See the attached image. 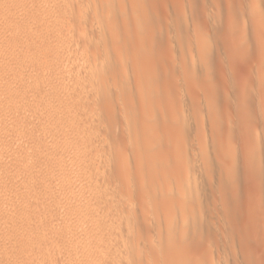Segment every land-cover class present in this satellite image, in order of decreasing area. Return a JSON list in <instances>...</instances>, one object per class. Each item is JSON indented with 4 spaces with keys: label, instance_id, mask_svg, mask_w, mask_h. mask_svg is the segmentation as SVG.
<instances>
[{
    "label": "rangeland",
    "instance_id": "1",
    "mask_svg": "<svg viewBox=\"0 0 264 264\" xmlns=\"http://www.w3.org/2000/svg\"><path fill=\"white\" fill-rule=\"evenodd\" d=\"M11 1L12 0L0 1V4L2 2V4H6L5 6L2 4L0 5V16H3L2 18L0 17V24L2 25V23L4 22V28L1 29L2 32L0 30V39L2 40V42L4 41L3 43L5 44V46H3L2 44V47H5L2 50L7 55L9 52L14 51L9 53V55L12 54L13 56V54L15 53L14 55L16 56L15 58L17 60L21 57L18 61L20 62L22 60L20 62L22 63L21 65H23L24 63V67L26 68L27 66V68H24V71H22V73L20 72L17 75L15 74L13 79H10L9 76L12 75L10 72L11 67L9 66V70L7 69L8 66H6L7 68H5V65L0 62V264H264V20L262 19V15L264 14V0H216L217 3H215V0H187V2L186 0H140V2L139 0H125L127 3L124 0V2L121 0L123 3L121 2L122 4H120V6H117L116 4L112 5L113 3H115L113 2L112 4H107V6L104 7L102 5H105L106 3H101V7L94 6L93 4L90 7L89 5L87 7H82V9L85 8V11L87 10L83 15L84 17L80 14L78 7L75 6V9H78L76 11L81 15L82 18L80 17V15L79 17L78 15H74L78 13L73 14L75 17L71 16L72 14H69V11L70 13H73V11L70 10V6L66 9V13L68 14L65 15L66 17H63V21H68H64L62 23V21L60 20L62 18V12H60L59 14L61 15V18H57L62 24H56V22H58L57 20L56 22H51V20H55L54 17L51 20H48L46 17H43L41 19L38 18V14L36 15V13L32 11L31 4H28L29 6L26 5V8H24L22 5L23 2L20 3L17 0H14L12 2ZM90 1L94 2V0ZM117 3H120V0ZM141 3L144 6H141ZM149 4L151 5L149 6ZM152 4L154 6H152ZM110 5L112 6L109 7ZM21 7L24 8L22 9L23 11H20L21 9L19 8ZM96 7L98 9H102L103 7V10H99V12ZM205 7L207 8L205 9ZM104 8H106L105 12ZM130 8L132 9V11ZM152 8H155V10H153ZM71 9H74V7ZM95 9H97V11ZM17 11L19 12L17 13ZM95 11L102 14L94 13ZM126 11H128V13ZM90 13L95 14V16L93 14L91 15ZM125 13L127 16H123L125 15ZM143 13L145 14V16H143ZM51 14L52 13H50V16L54 15ZM96 14L98 15V17L96 16ZM69 15L71 18L69 17ZM33 16H37V21L35 20L36 23L35 21H32V19H36ZM85 16L87 17V19ZM183 16L186 17L184 18ZM22 17L25 19H23ZM110 17H112V19ZM95 20L97 21L95 22ZM108 21L111 24L108 23ZM115 21L119 24H117ZM21 22H23L24 25ZM183 24L186 26H184ZM32 26L35 27L32 28ZM38 26L40 28H38ZM50 27H52V29ZM84 28L86 30H84ZM56 29H58L61 34L59 31H55ZM117 29L118 31H116ZM176 33L178 34L176 35ZM1 34L4 36V38L6 37V39L7 36L10 35L9 37L11 39L8 37L10 41L8 39H4ZM35 34L37 36L39 35L40 37H37ZM183 34H185V36ZM210 35L212 37H210ZM40 38L42 39L40 40ZM85 38H87L88 40ZM60 39H63L64 42L63 40L61 42ZM81 40L83 41V45L81 44ZM6 41H9L11 46L9 45V42H7V45ZM11 42H14V44H12ZM168 42L172 43L167 44ZM20 43H23V45H21ZM69 44H71L72 47ZM186 44L188 46H186ZM34 45L35 49L39 51H36L35 49L33 50ZM101 45L103 46V48ZM134 46L137 47V50ZM6 47L9 51H7ZM58 47L59 51H63L62 53H64V55L68 51L66 55L69 56H65L66 59L64 57L62 59L63 55L59 51L55 52L57 51L56 49H58ZM60 47H63L64 50H60ZM118 47L119 49L121 48L120 51L118 50ZM154 49L157 51H155ZM71 50L72 52H74L69 53V51ZM82 50L84 51V53ZM95 50H99L97 54V51L94 52ZM113 50L118 53L116 54ZM178 50H180L179 54L181 55L178 54ZM187 51H190L191 54ZM20 52H23V54ZM103 53L105 57L104 55H102ZM163 53H165V55ZM182 53H184V55ZM21 54L23 55V57ZM89 54L91 55L90 57L87 56ZM98 54H101L100 56L104 58H100ZM42 55L43 57H41ZM93 55H98L99 57H95L100 60H96L97 64L94 63V65H98V63H101L104 59V61L107 62L105 66L109 68L114 67V69L112 68L113 70H110L106 67H104V69L93 67L94 69H96L94 70L93 68L90 69L89 66L87 68V65L89 64L85 63L83 64V67L80 66L81 69L76 66L78 63H76L75 61H78V59L80 61L81 57L82 59L86 57L85 61L87 60V63L89 62L90 58L91 64L93 61L91 57ZM75 56H78V59ZM42 58H45L44 61ZM148 58L150 63L146 64L150 67L147 69V65L145 64V62L148 61ZM160 58L162 59V61ZM184 58H188V61ZM108 59L110 62L108 61ZM117 59H120V61L118 60L119 62H117ZM62 61L63 63H65V65L62 63ZM28 62L30 63V65ZM70 62L72 63V66L74 62L76 63L75 69L69 65L71 64ZM115 62H117L118 64ZM80 63H83V61H80ZM6 65H8V62ZM79 65L80 64H78V66ZM118 65H120V67H118ZM140 65L142 67H145L142 68ZM186 65H188L189 67H187ZM59 67L61 68L59 69ZM84 67H86V69ZM77 68L80 70H78ZM82 68L85 69V72L88 71V73L84 72L83 75L84 69L82 70ZM31 69L33 70V72ZM166 69L168 70V72ZM79 71L82 74H78L84 76L82 77L81 82V76L78 77L79 75L77 74V72ZM91 71H94L95 73H91ZM193 71L194 73H192ZM103 73H105L106 75H104ZM75 74L78 75L76 78ZM94 74L96 79H98V83L95 80L97 85H94L95 87L91 88L89 86H93V82L95 83V81L93 80V78L95 79V77H93ZM122 74L123 76L125 74V78L122 76ZM85 75H88L89 78H85ZM196 75L198 76V78L196 77ZM69 76L70 78H72L73 76L72 81L70 80ZM104 76L106 78H104ZM6 77L7 79L9 77V79L7 80ZM14 78H16L17 80H14ZM59 78L62 79L60 80ZM83 78L87 81L89 79L93 81L91 85H89L88 87L86 86V89L88 90L89 88L90 90L87 91L85 90V88H83L85 92L82 93L83 90L79 92V89L77 93H79L80 95L82 93L83 95H81V98L77 97L79 94H74L75 96L73 95L74 97L72 98H74V101H72V103L74 102V104L70 102L69 104H67V109H65L66 111H63L65 113H67L68 111V116L64 120H60L58 118L60 112L58 111L62 112V108L64 107L63 102L70 98L69 90H71L72 92V89H65V87L67 86L66 81H74V84H76L75 82L78 81L80 82V86H85L84 84H86V82L84 81L83 83ZM104 79L106 82L104 81ZM100 80L103 82V84H101L102 82ZM216 80L217 82L219 81V83H217ZM55 81H57V83ZM196 81L199 82L197 83ZM71 82H68V84H71ZM82 83L83 85H81ZM122 83H125V85ZM144 83L146 86L144 85ZM15 84L16 86H14ZM59 84L61 85V87L59 86ZM63 85L66 86L64 87ZM195 86H198V89ZM221 86H223L224 90ZM193 87L195 88L193 89ZM93 88L96 89L94 90ZM99 88L100 91H98ZM187 89H190V91ZM196 89L198 90V92H200L196 93ZM93 93H95V96L93 95ZM116 93L119 95H116ZM186 93H188V95H186ZM84 94H86V97ZM179 94L180 99L182 100L178 99ZM193 94H198L199 96L197 95V98H195L196 95ZM88 95H90L89 98ZM96 95H98L99 98H97ZM83 97L85 98V100ZM190 97L191 100H189ZM75 100H77L78 102H75ZM198 100L199 102H197ZM90 101L91 103H89ZM167 101L169 103H166ZM180 101L183 106L181 105ZM231 101H233L234 103ZM83 103H85V105ZM86 103H88L89 105H86ZM71 104L72 106H68ZM111 105L116 109H114V107H112ZM204 105L206 106V108H204ZM87 107L89 110L87 109ZM137 107L139 108L137 109ZM177 108L179 109L177 110ZM107 109L108 111H106ZM118 109L120 110L118 111ZM87 110L89 113H87ZM95 110L97 113L95 112ZM56 111L59 115H55ZM104 112L106 114H104ZM187 112L191 116H188ZM113 113L116 115H114ZM123 113H125V115ZM148 113L150 114L148 115ZM120 114L122 118L121 116H119ZM193 116L194 118H192ZM78 117L82 119L81 120L79 118L80 123ZM142 117L144 118L143 120ZM165 117L167 118L165 119ZM207 117H209V121L206 120L208 119ZM196 118L197 120L199 119V122L196 120ZM94 119H96V121ZM102 119H104V121ZM187 119L190 121H188ZM112 122L115 125L117 124V127L113 126ZM89 124H91L92 128H88V126H90ZM59 126L62 128H60ZM98 126L101 127L98 129ZM142 129H144V131ZM202 132L205 133L202 134ZM55 133H61L62 136L59 135V137ZM70 136L71 138H69ZM198 136L201 140L197 138ZM57 137H59V139ZM65 137H67V141H65ZM75 137H77V139ZM112 137L113 139H111ZM188 138L190 139V141ZM62 140L65 141V143H68V145L71 140H74L76 144L74 142L73 143L76 146L73 147V150L75 148L78 151L77 147L80 148L79 151H81V148L82 150H85L84 146H86V148H89V153L87 154L88 156L83 166L78 165L73 168L63 166L61 168H57L59 166H56L57 162L55 161L63 157L60 152L63 150L62 146L64 142ZM205 142L207 144H204V146L203 143ZM61 143L62 146H60ZM83 143L85 144L83 145ZM30 145H32V149L30 148ZM38 146L41 149H38ZM29 150L30 152H28ZM76 150H74V153H77ZM90 151L92 153H90ZM59 153L61 155H59ZM164 153L168 154L167 157ZM53 155L56 158L53 157ZM159 155H161V157H159ZM163 157L166 158L164 159ZM195 157H197V160ZM191 160L192 162H190ZM52 163L56 167L53 166ZM174 163L175 165H173ZM180 168L182 170H180ZM161 171H163V173ZM157 173L160 175H157ZM199 173L201 176H198ZM236 175H238L237 178ZM121 176L125 177L122 178ZM123 179H126V181ZM119 181L122 183H120ZM168 183L170 184V186ZM130 184L133 185V188ZM118 185H121L122 187ZM126 187L129 188L124 190V188ZM164 188L166 191H164ZM175 188L176 191H174ZM89 189L91 191L93 190L94 193L90 194ZM95 190L97 191V193ZM155 191L157 192V194ZM178 192H180V194ZM146 193H148V196L146 195ZM141 200H143L145 203H141ZM145 204L147 205V207ZM186 205L187 207H189L186 208ZM93 206L94 208H96L95 211H91L89 214H85L86 212L84 211H86V209L88 211V209L90 207L93 208ZM116 207L117 209H115ZM118 207L120 208L118 209ZM121 208L123 210H120ZM146 209L147 211H145ZM148 209L150 210L148 211ZM169 209L171 211H168ZM116 210L118 211L116 212ZM143 212L149 220L145 218ZM112 213H114L115 215H113ZM163 213H166L167 215ZM90 214L91 216H94V218H92ZM150 215L154 216H151L150 218ZM192 215L195 217H193ZM87 216L89 219H92L87 220ZM115 216L118 219H116ZM143 217L145 221L146 219L148 220L146 221V223L151 220L150 223L147 224V227L146 225H144L145 221ZM191 218L192 220H194L192 221ZM97 219H100V222L103 221V223H100L102 225L98 224L96 227L98 228V226H100L101 232L99 234L96 233L99 232V228L98 231L93 230V226L96 224ZM91 220H93V222L95 220L94 225L92 224ZM115 220L117 221V223ZM104 222L106 225L104 224ZM164 225L166 227H164ZM158 226H162V228H159ZM102 228L105 230H103ZM130 228L131 231L129 230ZM107 230L109 231L107 232ZM113 231L115 236L113 235ZM129 232H131L132 234ZM96 234L99 238H96ZM206 236L207 238H205ZM91 237L92 239L95 237L97 239V241L95 240L96 242H98L101 237V242L99 241L103 245L101 256L90 252L94 250L93 245H89L90 242L93 243ZM102 237H105L104 242L102 241ZM208 241L211 242L209 243ZM180 251L182 252V254ZM191 254L193 255L191 256ZM205 254L208 255L206 256ZM197 255L200 257V259ZM181 256L183 257L181 258ZM166 258H168V260ZM193 258L195 260H193ZM209 261L210 263H208Z\"/></svg>",
    "mask_w": 264,
    "mask_h": 264
},
{
    "label": "bare ground",
    "instance_id": "2",
    "mask_svg": "<svg viewBox=\"0 0 264 264\" xmlns=\"http://www.w3.org/2000/svg\"><path fill=\"white\" fill-rule=\"evenodd\" d=\"M0 1H1V0H0ZM12 1H14V0H12ZM12 1H11V2H12ZM17 1H19L20 3L23 2L22 5H23L24 8H26V5L29 6V5L31 4V5H32V11H34V12L36 13V15L38 14L37 16H38V18H40V19L43 18V17H46L48 20H51V19H53V17H54L55 20L53 19V21L51 20V22H56V20H57V21H58V22H56V24H57V23H60V20L62 21V23H63L64 21H68V20H64V21H63V17H66L65 15L68 14V13H66V9L69 8L70 6H71V8L74 7V9H75V6H77L78 9H79L80 14L83 16L84 13H86L87 10L85 11V8L82 9V7H85V6L87 7L88 5H89V7H90V6H92V4H93L94 6L101 7V5H102L101 3H106L105 5H102V6L104 7V6H107V4H108V5H109V4H112L113 2H115V3H113L112 5H115V4H116L117 6H120V4H122L125 0H124V1L122 0L123 2L120 0V3H117V2H119V0H118V1H117V0H111V1H110V0H94V2H93V1H90V0H21V1H20V0H17ZM126 1H127V0H126ZM126 1H125V2H126ZM137 1H138V0H137ZM175 1H176V0H175ZM178 1H179V0H178ZM193 1H194V0H193ZM121 2H122V3H121ZM139 2H140V0H139ZM142 2H143V1H142ZM158 2H159V1H158ZM166 2H167V1H166ZM173 2H174V1H173ZM181 2H182V1H181ZM186 2H187V0H186ZM190 2H191V1H190ZM190 2H189V3H190ZM202 2H203V1H202ZM258 2H259V1H258ZM263 2H264V1H263ZM2 3H3V2H2ZM2 3H1V4H2ZM4 3H5V2H4ZM9 3H10V1H9ZM13 3H14V2H13ZM126 3H127V2H126ZM133 3H134V2H133ZM136 3H137V2H136ZM146 3H147V2H146ZM159 3H160V2H159ZM159 3H158V4H159ZM177 3H178V2H177ZM215 3H217L216 0H215ZM1 4H0V5H1ZM28 4H29V5H28ZM129 4H130V3H129ZM129 4H128V5H129ZM175 4H176V3H175ZM175 4H173V5H175ZM2 5L5 6L6 4H2ZM7 5H8V3H7ZM112 5H110L109 7H111ZM150 5H151V4H149V6H150ZM159 5H160V4H159ZM185 5H186V4H185ZM190 5H191V4H190ZM193 5H194V4H193ZM204 5H206V4H204ZM210 5H211V3H210ZM260 5H261V4H260ZM20 6H21V5H20ZM94 6H93V7H94ZM123 6H124V5H123ZM141 6H144V5L141 3ZM152 6H154V5L152 4ZM163 6H164V4H163ZM207 6H208V5H207ZM2 7H3V6H2ZM80 7H81V8H80ZM97 7H96V8H97ZM103 7H102V9H101V8H99V9L97 8L98 11H99V10L102 11V10H103ZM129 7H131V6H129ZM177 7H178V6H177ZM185 7H186V6H185ZM212 7H213V6H212ZM226 7H227V6H226ZM231 7H232V6H231ZM24 8L21 7V8H19V9H21L20 11H23L22 9H24ZM29 8H30V7H29ZM71 8H70V10L73 11V13H70V11H69V14H72L71 16L78 15V17H79L80 14L76 11V10H78V9H75V12H74V9H71ZM118 8H121V7H118ZM118 8H117V9H118ZM156 8H157V7H156ZM166 8H167V7H166ZM168 8H169V7H168ZM190 8H191V7H190ZM206 8H207V7H205V9H206ZM209 8H210V7H209ZM209 8H208V9H209ZM224 8H225V6H224ZM229 8H230V7H229ZM234 8H235V7H234ZM243 8H244V7H243ZM263 8H264V7H263ZM7 9H8V8H7ZM11 9H12V8H11ZM11 9H10V10H11ZM27 9H28V8H27ZM97 9H95V10L97 11ZM105 9H106V8H104V12H105ZM127 9H128V8H127ZM130 9H131V8H130ZM152 9H153V8H152ZM163 9H164V8H163ZM258 9H259V8H258ZM0 10H1V7H0ZM15 10H16V9H15ZM68 10H69V9H68ZM124 10H125V9H124ZM148 10H149V9H148ZM150 10H151V9H150ZM153 10H155V8H154ZM178 10H181V9H178ZM194 10H195V9H194ZM202 10H203V9H202ZM232 10H233V9H232ZM240 10H241V9H240ZM261 10H262V9H261ZM30 11H31V10H30ZM96 11H95L94 13H97ZM131 11H132V9H131ZM164 11H165V10H164ZM164 11H163V12H164ZM199 11H200V10H199ZM242 11H243V10H242ZM4 12H5V11H4ZM18 12H19V11H17V13H18ZM60 12H62V14H61V15H62V18H61V15H59ZM90 12H91V11H90ZM99 12H100V11H99ZM122 12H123V11H122ZM126 12L128 13V11H126ZM142 12H143V11H142ZM183 12H184V11H183ZM201 12H202V11H201ZM215 12H216V11H215ZM230 12H231V11H230ZM256 12H257V11H256ZM260 12H261V11H260ZM13 13H14V12H13ZM21 13H22V12H21ZM31 13H32V12H31ZM50 13H52L51 15L54 14L55 16H54V15H53V16H50ZM64 13H65V14H64ZM74 13H78V14H74ZM110 13H111V12H110ZM115 13H116V12H115ZM123 13H124V12H123ZM123 13H122V14H123ZM131 13H132V12H131ZM150 13H151V12H150ZM155 13H156V12H155ZM261 13H262V12H261ZM261 13H260V14H261ZM39 14H40V16H39ZM63 14H64V15H63ZM73 14H74V15H73ZM90 14H91V13H90ZM92 14H93V13H92ZM92 14H91V15H92ZM97 14H102V13H97ZM97 14H96V16L98 17ZM143 14H144V13H143ZM162 14H163V13H162ZM171 14H172V13H171ZM182 14H183V13H182ZM225 14H226V13H225ZM229 14H230V13H229ZM262 14H263V13H262ZM4 15H5V14H4ZM34 15H35V14H34ZM48 15H49V16H48ZM81 15H80V17H81ZM88 15H89V13H88ZM93 15L95 16V14H93ZM132 15H133V14H132ZM157 15H158V14H157ZM172 15H173V14H172ZM186 15H187V14H186ZM196 15H197V14H196ZM226 15H227V14H226ZM247 15H249V14H247ZM247 15H246V16H247ZM263 15H264V14H263ZM263 15H262V19L264 20ZM5 16H6V15H5ZM37 16H36V17L33 16V17L36 18V19H32V17H31L32 21H35V20L37 21ZM94 16H93V17H94ZM110 16H111V15H110ZM123 16H127L126 13H125V15H123ZM130 16H131V15H130ZM143 16H145V14H144ZM208 16H209V15H208ZM244 16H245V15H244ZM0 17L2 18L3 16L1 15ZM58 17H59V19H60V18H61V19H60V20L57 19ZM69 17H70V15H69ZM74 17H75V16H74ZM83 17H84V16H83ZM85 17H86V16H85ZM99 17H100V16H99ZM103 17H104V16H103ZM148 17H149V16H148ZM165 17H166V16H165ZM170 17H171V16H170ZM178 17H179V16H178ZM183 17H184V16H183ZM185 17H186V16H185ZM185 17H184V18H185ZM210 17H211V16H210ZM226 17H227V16H226ZM1 18H0V22H1ZM17 18H18V17H17ZM22 18H23V17H22ZM67 18H68V17H67ZM70 18H71V17H70ZM81 18H82V17H81ZM110 18L112 19V17H110ZM121 18H122V17H121ZM121 18H120V19H121ZM139 18H140V17H139ZM155 18H156V16H155ZM166 18H168V17H166ZM175 18H176V17H175ZM187 18H188V17H187ZM215 18H216V17H215ZM227 18H228V17H227ZM246 18H247V17H246ZM249 18H250V17H249ZM9 19H10V18H9ZM23 19H25V18H23ZM47 19H46V20H47ZM64 19H66V18H64ZM86 19H87V17H86ZM88 19H89V18H88ZM94 19H95V18H94ZM99 19H100V18H99ZM105 19H106V18H105ZM114 19H115V18H114ZM132 19H133V18H132ZM141 19H142V18H141ZM151 19H153V18H151ZM157 19H158V18H157ZM161 19H162V18H161ZM168 19H169V18H168ZM168 19H167V20H168ZM198 19H199V18H198ZM243 19H244V18H243ZM259 19H260V18H259ZM259 19H258V20H259ZM262 19H261V21H262ZM16 20H17V19H16ZM77 20H78V19H77ZM123 20H124V19H123ZM199 20H200V19H199ZM4 21H5V20H4ZM21 21H23V20H21ZM36 21H35V23H36ZM39 21H41V20H39ZM72 21H73V20H72ZM96 21H97V20H95V22H96ZM109 21H110V20H109ZM109 21H108V23H110ZM111 21H112V20H111ZM118 21H119V20H118ZM142 21H144V20H142ZM169 21H170V20H169ZM169 21H168V22H169ZM187 21H188V20H187ZM201 21H202V20H201ZM216 21H217V20H216ZM220 21H221V20H220ZM243 21H245V20H243ZM250 21H251V20H250ZM259 21H260V20H259ZM6 22H7V21H6ZM48 22H49V21H48ZM86 22H87V20H86ZM91 22H93V21H91ZM91 22H90V23H91ZM104 22H106V21H104ZM115 22H116V21H115ZM115 22H114V24H115ZM133 22H134V21H133ZM133 22H132V23H133ZM217 22H218V21H217ZM263 22H264V21H263ZM21 23L23 24V22H21ZM24 23H25V22H24ZM42 23H43V22H42ZM62 23H60V24H62ZM73 23H74V22H73ZM84 23H85V22H84ZM98 23H99V22H98ZM116 23H117V22H116ZM142 23H143V22H142ZM165 23H166V21H165ZM184 23H185V22H184ZM196 23H197V22H196ZM210 23H211V22H210ZM214 23H215V21H214ZM242 23H243V22H242ZM25 24H26V23H25ZM31 24H32V22H31ZM33 24H34V23H33ZM54 24H55V23H54ZM60 24H59V25H60ZM76 24H77V23H76ZM86 24H87V23H86ZM100 24H103V23H100ZM110 24H111V23H110ZM114 24H113V25H114ZM117 24H119V23H117ZM155 24H156V23H155ZM194 24H195V23H194ZM221 24H222V23H221ZM0 25H1V24H0ZM7 25H8V24H7ZM23 25H24V24H23ZM34 25H35V24H34ZM38 25H39V24H38ZM42 25H43V24H42ZM64 25H65V24H64ZM79 25H80V24H79ZM92 25H93V24H92ZM134 25H135V24H134ZM157 25H158V24H157ZM159 25H160V24H159ZM183 25H184V24H183ZM203 25H204V24H203ZM222 25H223V24H222ZM261 25H262V24H261ZM9 26H10V24H9ZM68 26H69V25H68ZM70 26H71V23H70ZM84 26H85V25H84ZM97 26H98V25H97ZM126 26H127V25H126ZM129 26H130V25H129ZM165 26H166V25H165ZM175 26H177V25H175ZM184 26H186V25H184ZM197 26H198V24H197ZM263 26H264V25H263ZM0 27H1L0 30L4 28V22L2 23V25H1ZM7 27H8V26H7ZM28 27H29V26H28ZM34 27H35V26H34ZM34 27L32 26V28H34ZM57 27H58V26H57ZM111 27H112V26H111ZM155 27H156V26H155ZM166 27H167V26H166ZM209 27H210V26H209ZM214 27H215V26H214ZM38 28H40V27L38 26ZM41 28H42V27H41ZM50 28L52 29V27H50ZM62 28H63V27H62ZM74 28H75V27H74ZM74 28H73V29H74ZM88 28H90V27H88ZM114 28H115V26H114ZM118 28H119V27H118ZM130 28H131V27H130ZM136 28H137V26H136ZM159 28H160V27H159ZM192 28H193V27H192ZM228 28H229V27H228ZM263 28H264V27H263ZM53 29H54V28H53ZM59 29H60V28H59ZM63 29H64V28H63ZM77 29H78V28H77ZM95 29H96V28H95ZM132 29H133V28H132ZM190 29H191V27H190ZM201 29H202V28H201ZM205 29H206V28H205ZM5 30H6V28H5ZM5 30H4V31H5ZM21 30H22V29H21ZM38 30H39V29H38ZM84 30H86V29L84 28ZM87 30H88V29H87ZM92 30H93V29H92ZM134 30H135V29H134ZM136 30H137V29H136ZM141 30H142V29H141ZM151 30H152V28H151ZM166 30H167V28H166ZM171 30H172V29H171ZM176 30H177V29H176ZM187 30H188V29H187ZM192 30H193V29H192ZM262 30H263V29H262ZM30 31H31V30H30ZM40 31H41V30H40ZM47 31H48V30H47ZM55 31H59V30L56 29ZM64 31H65V30H64ZM72 31H73V30H72ZM74 31H75V30H74ZM79 31H80V30H79ZM116 31H118V29H117ZM120 31H122V30H120ZM156 31H157V30H156ZM158 31H159V30H158ZM1 32H2V30H1ZM33 32H34V31H33ZM37 32H38V31H37ZM59 32H60V31H59ZM65 32H66V31H65ZM123 32H124V31H123ZM152 32H153V31H152ZM154 32H155V31H154ZM159 32H160V31H159ZM167 32H168V31H167ZM171 32H172V31H171ZM176 32H177V31H176ZM185 32H186V31H185ZM210 32H211V31H210ZM210 32H209V34H210ZM17 33H18V32H17ZM35 33H36V32H35ZM49 33H50V32H49ZM54 33H55V32H54ZM91 33H92V32H91ZM112 33H113V32H112ZM126 33H127V32H126ZM144 33H145V32H144ZM147 33H148V32H147ZM164 33H165V32H164ZM194 33H195V32H194ZM206 33H207V32H206ZM206 33H205V34H206ZM10 34H11V33H10ZM27 34H28V33H27ZM44 34H45V33H44ZM52 34H53V33H52ZM58 34H59V33H58ZM60 34H61V32H60ZM64 34H66V33H64ZM67 34H68V33H67ZM83 34H84V33H83ZM93 34H94V33H93ZM93 34H92V35H93ZM101 34H102V33H101ZM117 34H118V33H117ZM149 34H150V33H149ZM151 34H152V33H151ZM167 34H168V33H167ZM170 34H171V33H170ZM177 34H178V33H176V35H177ZM211 34H212V33H211ZM4 35H5V34H4ZM12 35H13V34H12ZM14 35H15V34H14ZM19 35H20V34H19ZM35 35H36V34H35ZM71 35H72V34H71ZM71 35H70V36H71ZM103 35H105V34H103ZM113 35H114V34H113ZM168 35H169V34H168ZM183 35L185 36V34H183ZM183 35H182V36H183ZM1 36H3V35L1 34ZM6 36H7V35H6ZM9 36H10V35L7 36V39H8ZM16 36H17V35H16ZM31 36H32V35H31ZM36 36H37V35H36ZM38 36H39V35H38ZM38 36H37V37H38ZM49 36H50V34H49ZM51 36H52V35H51ZM67 36H68V35H67ZM76 36H77V35H76ZM98 36H99V34H98ZM101 36H102V35H101ZM116 36H117V35H116ZM119 36H120V35H119ZM165 36H166V35H165ZM218 36H219V35H218ZM34 37H35V36H34ZM34 37H33V39H34ZM39 37H40V36H39ZM43 37H44V36H43ZM45 37H46V36H45ZM62 37H63V36H62ZM93 37H94V36H93ZM95 37H97V36H95ZM123 37H124V36H123ZM138 37H139V36H138ZM142 37H143V36H142ZM151 37H152V35H151ZM155 37H156V36H155ZM176 37H177V36H176ZM210 37H212V36L210 35ZM3 38H4V36H3ZM9 38H10V37H9ZM12 38H13V36H12ZM52 38H53V37H52ZM59 38H61V37H59ZM69 38H70V37H69ZM71 38H72V37H71ZM73 38H74V37H73ZM76 38H77V37H76ZM89 38H91V37H89ZM98 38H99V37H98ZM148 38H149V37H148ZM166 38H168V37H166ZM189 38H190V37H189ZM4 39H6V37H5ZM4 39H3V40H4ZM7 39H6V40H7ZM10 39H11V38H10ZM10 39H8V40L10 41ZM41 39H42V38H40V40H41ZM74 39H75V38H74ZM85 39H87V38H85ZM96 39H97V38H96ZM190 39H191V38H190ZM190 39H189V40H190ZM212 39H213V38H212ZM215 39H216V38H215ZM219 39H220V38H219ZM43 40H44V39H43ZM45 40H46V39H45ZM53 40H54V39H53ZM53 40H52V43H53ZM56 40H57V39H56ZM60 40H61V39H60ZM62 40H63V39H62ZM62 40H61V42H62ZM71 40H72V39H71ZM87 40H88V39H87ZM108 40H109V38H108ZM117 40H118V39H117ZM123 40H124V39H123ZM126 40H127V39H126ZM141 40H142V39H141ZM144 40H145V39H144ZM151 40H152V39H151ZM175 40H176V39H175ZM203 40H204V39H203ZM208 40H209V39H208ZM217 40H218V39H217ZM9 41H6V44H7V45H8L7 42H9ZM16 41H17V40H16ZM28 41H29V39H28ZM37 41H38V40H37ZM50 41H51V40H50ZM76 41H77V40H76ZM81 41H82V40H81ZM112 41H113V40H112ZM114 41H115V40H114ZM147 41H148V40H147ZM168 41H169V40H168ZM173 41H174V40H173ZM180 41H181V40H180ZM212 41H213V40H212ZM218 41H219V40H218ZM3 42H4V41H3ZM3 42H2V40L0 39V62L3 63V64L5 65V68H7L6 66H8L7 69H9V66L11 67V70H12V68H13L12 71L9 69L10 72H11V74H12V75H10L9 77H10V79H13V77L15 76V74L17 75L18 73H20V72L22 73V71H24V68H25V67H24V63H23V65H21L22 63H20V62H21L22 60H21L20 62L18 61V60H20L21 57L17 60V59L15 58L16 56L14 55L15 53L13 54V56H12V54L9 55V53L14 52V51L9 52L8 55H7L6 53H4L2 49L5 48V47H2V44H3V46H5V44H4ZM14 42H15V41H14ZM14 42H13V43L11 42V43L14 44ZM26 42H27V41H26ZM42 42H43V41H42ZM63 42H64V40H63ZM84 42H85V41H84ZM87 42H90V41H87ZM91 42H92V41H91ZM94 42H95V40H94ZM102 42H103V41H102ZM132 42H133V41H132ZM140 42H141V41H140ZM164 42H165V41H164ZM192 42H193V41H192ZM30 43H31V42H30ZM36 43H38V42H36ZM39 43H40V42H39ZM121 43H122V40H121ZM128 43H129V42H128ZM135 43H136V42H135ZM138 43H139V42H138ZM155 43H156V42H155ZM171 43H172V42H171ZM171 43L168 42L167 44H171ZM179 43H180V42H179ZM17 44H19V43H17ZM20 44H21V43H20ZM55 44H56V43H55ZM65 44H66V42H65ZM72 44H73V43H72ZM74 44H75V43H74ZM76 44H77V43H76ZM81 44L83 45V41H82ZM96 44H97V43H96ZM100 44H101V43H100ZM108 44H109V43H108ZM117 44H118V43H117ZM130 44H131V43H130ZM151 44H152V43H151ZM151 44H149V45H151ZM174 44H175V43H174ZM181 44H182V43H181ZM183 44H184V43H183ZM210 44H212V43H210ZM9 45H10V42H9ZM21 45H23V43H22ZM36 45H38V44H36ZM60 45H61V43H60ZM69 45H71V44H69ZM123 45H124V43H123ZM145 45H146V44H145ZM161 45H162V44H161ZM206 45H207V44H206ZM213 45H214V43H213ZM10 46H11V45H10ZM12 46H13V45H12ZM16 46H17V45H16ZM27 46H28V45H27ZM32 46H33V45H32ZM40 46H41V45H40ZM45 46H47V45H45ZM53 46H55V45H53ZM58 46H59V45H58ZM62 46H63V45H62ZM76 46H77V45H76ZM86 46H87V45H86ZM98 46H99V44H98ZM98 46H97V47H98ZM101 46H102V45H101ZM112 46H113V45H112ZM155 46H156V45H155ZM186 46H188V45L186 44ZM211 46H212V45H211ZM7 47H8V46H7ZM7 47H6V49H7V51H9ZM25 47H26V44H25ZM30 47H31V46H30ZM71 47H72V45H71ZM80 47H81V45H80ZM82 47H83V46H82ZM84 47H85V45H84ZM90 47H92V46H90ZM116 47H117V46H116ZM124 47H125V46H124ZM126 47H127V46H126ZM134 47H135V49L137 50V47H136V46H134ZM138 47H139V46H138ZM147 47H148V46H147ZM172 47H173V46H172ZM179 47H181V46H179ZM192 47H193V44H192ZM196 47H197V46H196ZM219 47H220V46H219ZM11 48H12V47H11ZM15 48H16V47H15ZM17 48H18V47H17ZM19 48H20V47H19ZM43 48H44V47H43ZM53 48H54V47H53ZM65 48H67V47H65ZM77 48H78V47H77ZM77 48H76V49H77ZM102 48H103V46H102ZM105 48H106V47H105ZM111 48H112V47H111ZM113 48H115V47H113ZM139 48H140V47H139ZM143 48H145V47H143ZM155 48H156V47H155ZM160 48H161V47H160ZM160 48H159V49H160ZM214 48H215V47H214ZM220 48H221V47H220ZM34 49H35V45H34L33 50H34ZM40 49H41V48H40ZM48 49H49V48H48ZM54 49H55V48H54ZM54 49H53V50H54ZM62 49H63V47H62V48L60 47V50H62ZM70 49H71V48H70ZM87 49H88V48H87ZM95 49H96V48H95ZM120 49H121V48H120ZM120 49H119V47H118V50H119V51H120ZM140 49H141V48H140ZM149 49H150V48H149ZM156 49H157V48H156ZM189 49H190V48H189ZM212 49H213V48H212ZM11 50H12V49H11ZM13 50H14V49H13ZM24 50H26V49H24ZM35 50H36V49H35ZM51 50H52V49H51ZM56 50H57V51H55V52H58V51H59V47H58V49H56ZM63 50H64V49H63ZM84 50H85V49H84ZM99 50H100V49H99ZM99 50H98V51H99ZM111 50H112V49H111ZM114 50H115V49H114ZM114 50H113V51H114ZM116 50H117V48H116ZM123 50H125V49H123ZM154 50H155V49H154ZM162 50H163V49H162ZM162 50H161V51H162ZM206 50H207V49H206ZM4 51H5V50H4ZM22 51H23V50H22ZM27 51H28V50H27ZM30 51H31V49H30ZM36 51H39V50H36ZM48 51H49V50H48ZM78 51H79V49H78ZM82 51H83V50H82ZM88 51H89V50H88ZM96 51H97V50H95L94 52H96ZM98 51L96 52V54L98 53ZM151 51H152V50H151ZM155 51H157V50H155ZM155 51H154V52H155ZM166 51H167V50H166ZM174 51H175V50H174ZM179 51H180V50H178V54H179ZM185 51H186V50H185ZM211 51H212V50H211ZM17 52H18V51H17ZM44 52H46V51H44ZM51 52H52V51H51ZM59 52L63 55V56H62V59H63V57L65 58V56H66V57L69 56V55H66L67 52H68V51L66 52V49H65V52H66L65 55H64V53H62L63 51H59ZM70 52H72V50L69 51V53H70ZM73 52H74V51H73ZM73 52H72V53H73ZM114 52H115V51H114ZM132 52H133V50H132ZM138 52H141V51H138ZM169 52H170V49H169ZM171 52H172V51H171ZM182 52H183V51H182ZM187 52H190V51H187ZM203 52H204V51H203ZM20 53L23 54V52H20ZM26 53H27V52H26ZM38 53H39V52H38ZM42 53H43V52H42ZM42 53H41V54H42ZM78 53H79V52H78ZM83 53H84V51H83ZM87 53H89V52H87ZM99 53H100V52H99ZM115 53H116V52H115ZM117 53H118V52H117ZM117 53H116V54H117ZM148 53H149V52H148ZM157 53H159V52H157ZM173 53H175V52H173ZM196 53H197V52H196ZM205 53H206V52H205ZM17 54H18V53H17ZM22 54H21V55H22ZM28 54H29V53H28ZM47 54H48V53H47ZM52 54H53V53H52ZM58 54H59V53H58ZM79 54H80V53H79ZM108 54H109V53H108ZM116 54H115V55H116ZM133 54H134V53H133ZM163 54L165 55V53H163ZM163 54H162V55H163ZM182 54L184 55V53H182ZM190 54H191V52H190ZM18 55H19V54H18ZM33 55H34V53H33ZM35 55H36V54H35ZM98 55L100 56L101 54H98ZM98 55H97V56H96V55H93V56L91 57V59L93 60L92 63H91V64H92V67H91V64H90V62H91L90 58H89V62L87 63V62H86L87 60L85 61V58H86V57L83 58L84 60H83L82 57H81V60H80V61H81V62L83 61V63H80L79 59L77 58L79 55H78L77 57L75 56V57L78 59V61H79V62H78V61H75V62L78 63V64H80L79 66H78V64H77L76 66H77L78 68L81 69V67H83V64L85 63V64H89V65H87V68H88V66H89L90 69L93 68V67H94V68H96V67L98 68V67H99V68L104 69V67H106L105 65H106V63H107L106 61H104V59H103V60L101 59L102 62H101V63H98V65H96V64H97V63H96V60H97V61H100V60H98V59L96 58V57H99ZM102 55H104V53H103ZM124 55H126V54H124ZM124 55H123V56H124ZM131 55H132V54H131ZM148 55H149V54H148ZM155 55H156V54H155ZM159 55H160V54H159ZM172 55H174V54H172ZM172 55H171V56H172ZM179 55H181V54H179ZM217 55H218V54H217ZM11 56H12V57H11ZM60 56H61V55H60ZM84 56H85V55H84ZM87 56L90 57L91 55L89 54V55H87ZM95 56H96V57H95ZM106 56H107V55H106ZM151 56H152V55H151ZM167 56H168V55H167ZM169 56H170V54H169ZM197 56H198V55H197ZM199 56H200V55H199ZM207 56H208V55H207ZM207 56H206V57H207ZM22 57H23V55H22ZM41 57H43V55H42ZM70 57H71V56H70ZM88 57H87V58H88ZM104 57H105V55H104ZM104 57L100 56V58H104ZM109 57H110V56H109ZM111 57H112V56H111ZM118 57H119V56H118ZM149 57H150V56H149ZM164 57H166V56H164ZM193 57H194V56H193ZM193 57H192V58H193ZM195 57H196V56H195ZM17 58H18V57H17ZM24 58H25V57H24ZM30 58H31V57H30ZM53 58H54V57H53ZM58 58H59V55H58ZM71 58H72V57H71ZM112 58H113V57H112ZM114 58H116V57H114ZM126 58H127V57H126ZM130 58H131V57H130ZM155 58H156V57H155ZM25 59H26V58H25ZM27 59H28V58H27ZM42 59H43V61H44L45 58H42ZM65 59H66V58H65ZM65 59H64V60H65ZM73 59H74V57H73ZM132 59H133V58H132ZM139 59H140V56H139ZM143 59H145V58H143ZM160 59H161V58H160ZM166 59H167V58H166ZM184 59H185V58H184ZM187 59H188V58H187ZM187 59H185V60H187ZM205 59H206V58H205ZM23 60H24V59H23ZM39 60H40V58H39ZM39 60H38V61H39ZM54 60H55V59H54ZM57 60H58V59H57ZM59 60H60V59H59ZM64 60H63V61H64ZM67 60H68V59H67ZM69 60H70V58H69ZM75 60H76V59H75ZM94 60H95V62H94ZM118 60L120 61V59H117L116 61L119 62ZM127 60H128V59H127ZM133 60H134V59H133ZM150 60H151V59H150ZM169 60H170V59H169ZM177 60H178V58H177ZM63 61H62V63H63ZM65 61H66V60H65ZM108 61H109V59H108ZM114 61H115V60H114ZM131 61H132V60H131ZM131 61H130V62H131ZM148 61H149V58H148ZM148 61L145 62V60H144L145 64H146V63H150V61H149V62H148ZM161 61H162V59H161ZM164 61H165V60H164ZM174 61H175V60H174ZM174 61H173V62H174ZM187 61H188V60H187ZM187 61H186V62H187ZM194 61H196V60H194ZM200 61H202V60H200ZM7 62H8V65H6ZM46 62H47V60H46ZM60 62H61V61H60ZM75 62L73 63V66H72V63H71V62H70L71 64H69V65L72 66L74 69H75V67H76V66H75V64H76ZM109 62H110V61H109ZM109 62H108V63H109ZM117 62H115V63H117ZM121 62H123V61H121ZM139 62H140V61H139ZM151 62H152V61H151ZM206 62H207V60H206ZM1 63H0V64H1ZM28 63H29V62H28ZM40 63H41V62H40ZM44 63H45V62H44ZM49 63H50V62H49ZM55 63H56V62H55ZM94 63H96V64H95L96 66L94 65ZM124 63H125V62H124ZM135 63H136V62H135ZM135 63H134V64H135ZM158 63H159V62H158ZM170 63H171V62H170ZM180 63H181V62H180ZM191 63H192V62H191ZM191 63H190V64H191ZM26 64H27V63H26ZM37 64H38V63H37ZM37 64H36V65H37ZM51 64H52V63H51ZM51 64H50V65H51ZM63 64L65 65V63H63ZM63 64H61V65H63ZM81 64H82V65H81ZM110 64H111V63H110ZM110 64H108V65H110ZM117 64H118V63H117ZM139 64H140V63H139ZM153 64H154V62H153ZM153 64H152V65H153ZM190 64H189V65H190ZM29 65H30V63H29ZM93 65H94V66H93ZM108 65H107V66H108ZM141 65H143V64H141ZM141 65H140V66H141ZM146 65H147V64H146ZM152 65H151V66H152ZM167 65H168V64H167ZM179 65H180V64H179ZM202 65H203V64H202ZM202 65H201V66H202ZM0 66H1V65H0ZM2 66H3V65H2ZM57 66H58V64H57ZM80 66H81V67H80ZM111 66H113V65H111ZM140 66H139V67H140ZM147 66H148V67H147ZM147 66H146V68L148 69L150 66H149V65H147ZM153 66H154V65H153ZM153 66H152V67H153ZM168 66H169V65H168ZM174 66H175V65H174ZM180 66H181V65H180ZM186 66L189 67L188 65H186ZM37 67H38V66H37ZM50 67H51V66H50ZM63 67H64V66H63ZM68 67H69V66H68ZM118 67H120V65H118ZM118 67H117V68H118ZM135 67H137V66H135ZM141 67H142V66H141ZM143 67H145V66H143ZM143 67H142V68H143ZM152 67H151V68H152ZM163 67H164V66H163ZM171 67H172V66H171ZM181 67H182V66H181ZM187 67H186V68H187ZM213 67H214V66H213ZM0 68H1V67H0ZM2 68H3V67H2ZM26 68H27V66H26ZM26 68H25V69H26ZM32 68H33V67H32ZM60 68H61V67H59V69H60ZM78 68H77V69H78ZM84 68L86 69V67H84ZM84 68H82V70H83ZM94 68H93V69H94ZM106 68H109V67H106ZM112 68L114 69V67H111V68H109V69L111 70ZM115 68H116V67H115ZM127 68H128V67H127ZM146 68H145V69H146ZM153 68H154V67H153ZM172 68H173V67H172ZM175 68H176V67H175ZM190 68H191V67H190ZM3 69H4V68H3ZM48 69H49V68H48ZM48 69H47V70H48ZM65 69H67V68H65ZM70 69H71V68H70ZM70 69H69V70H70ZM77 69H76V70H77ZM80 69H78V70H80ZM85 69L83 70V75H84ZM90 69H89V71H90ZM93 69H92V70H93ZM109 69H108V71H109ZM113 69H112V70H113ZM162 69H163V68H162ZM173 69H174V68H173ZM193 69H194V68H193ZM5 70H6V69H5ZM9 70H8V71H9ZM31 70H32V69H31ZM50 70H52V69H50ZM54 70H55V68H54ZM61 70H62V69H61ZM63 70H64V69H63ZM82 70H81V71H82ZM94 70H96V69H94ZM106 70H107V69H106ZM126 70H127V69H126ZM139 70H140V69H139ZM163 70H164V69H163ZM166 70H167V69H166ZM176 70H177V69H176ZM189 70H190V69H189ZM191 70H192V69H191ZM200 70H201V69H200ZM203 70H204V69H203ZM209 70H210V68H209ZM209 70H208V71H209ZM211 70H212V69H211ZM6 71H7V70H6ZM29 71H30V67H29ZM34 71H35V69H34ZM67 71H68V70H67ZM86 71H87V70H86ZM102 71H103V70H102ZM102 71H100V72H102ZM119 71H120V70H119ZM123 71H124V70H123ZM150 71H151V70H150ZM152 71H153V70H152ZM198 71H199V69H198ZM4 72H5V71H4ZM10 72H9V73H10ZM25 72H26V71H25ZM25 72H24V73H25ZM32 72H33V70H32ZM32 72H31V73H32ZM45 72H46V71H45ZM61 72H62V71H61ZM93 72H94V71H93ZM93 72L91 71V73H93ZM114 72H115V71H114ZM167 72H168V70H167ZM171 72H172V71H171ZM27 73H28V72H27ZM41 73H42V71H41ZM78 73H81V72L79 71V72H77V74H78ZM85 73H88V71L85 72ZM89 73H90V72H89ZM94 73H95V72H94ZM98 73H99V72H98ZM109 73H110V72H109ZM109 73H108V74H109ZM116 73H118V72H116ZM121 73H122V70H121ZM132 73H133V72H132ZM158 73H159V72H158ZM189 73H190V72H189ZM192 73H194V71H193ZM200 73H201V72H200ZM202 73H204V72H202ZM6 74H7V73H6ZM77 74H75V78L79 75V74H78V75H77ZM81 74H82V73H81ZM81 74L78 76V77L81 76V77H80V78H81V79H80V82H81V80H82V77H84V76L81 75ZM103 74L106 75L105 73H103ZM113 74H114V73H113ZM113 74H112V75H113ZM147 74H148V73H147ZM168 74H169V73H168ZM196 74H197V71H196ZM0 75H1V74H0ZM2 75H3V74H2ZM8 75H9V74H8ZM8 75H7V76H8ZM20 75H21V74H20ZM41 75H42V74H41ZM43 75H45V74H43ZM63 75H64V72H63ZM73 75H74V74H73ZM88 75H90V74H88ZM88 75H87V76L85 75V78H87V77L89 78ZM117 75H118V74H117ZM117 75H116V76H117ZM137 75H138V74H137ZM181 75H182V74H181ZM198 75H199V74H198ZM5 76H6V75H5ZM18 76H19V75H18ZM29 76H31V75H29ZM47 76H48V75H47ZM61 76H62V75H61ZM122 76H123V74H122ZM124 76H125V74H124ZM124 76H123V77H124ZM130 76H131V75H130ZM144 76H146V75H144ZM175 76H176V75H175ZM190 76H191V75H190ZM205 76H206V75H205ZM9 77H8V79H9ZM35 77H36V76H35ZM35 77H34V79H35ZM39 77H40V76H39ZM57 77H58V76H57ZM93 77H95V74L93 75ZM112 77H113V76H112ZM128 77H129V76H128ZM135 77H136V76H135ZM138 77H139V76H138ZM158 77H159V75H158ZM164 77H165V76H164ZM178 77H179V76H178ZM196 77L198 78L197 75H196ZM199 77H200V76H199ZM201 77H202V76H201ZM209 77H210V76H209ZM213 77H215V76H213ZM3 78H4V77H3ZM44 78H45V77H44ZM47 78H48V77H47ZM69 78H70V76H69ZM72 78H73V76H72ZM72 78H70L71 81L73 80ZM75 78H74V79H75ZM91 78H92V77H91ZM97 78H98V76H97ZM102 78H103V76H102ZM104 78H106V77L104 76ZM109 78H110V77H109ZM115 78H117V77H115ZM119 78H120V77H119ZM124 78H125V77H124ZM142 78H143V76H142ZM162 78H163V77H162ZM6 79H7V77H6ZM8 79H7V80H8ZM15 79H16V78H14V80H15ZM29 79H30V78H29ZM36 79H37V78H36ZM59 79H60V78H59ZM61 79H62V78H61ZM61 79H60V80H61ZM132 79H134V78H132ZM149 79H150V77H149ZM180 79H181V78H180ZM16 80H17V79H16ZM30 80H31V79H30ZM39 80H40V79H39ZM65 80H66V79H65ZM70 80H67V81H68V82H71ZM75 80H76V79H75ZM77 80H78V78H77ZM93 80H94V81H95V80L97 81L98 79H96V77H95V79L93 78ZM106 80H107V79H106ZM108 80H109V79H108ZM111 80H112V79H111ZM114 80H115V79H114ZM147 80H148V78H147ZM162 80H163V79H162ZM164 80H165V79H164ZM172 80H173V79H172ZM178 80H179V79H178ZM1 81H2V80H1ZM11 81H12V80H11ZM28 81H29V80H28ZM32 81H33V80H32ZM34 81H35V80H34ZM37 81H38V80H37ZM40 81H41V80H40ZM62 81H63V80H62ZM67 81H66L67 86H66V85H65L66 87H65L64 85H63V86L65 87V89H66V88H67V89H72V92H71V90H69V91H70V96H69L70 98H68L65 102H63V104H64V107H63V108H64V109L62 108V112H61V111H58V112H60V113H59L60 115L58 114L57 111H56L57 114H56V112H55V115H59L58 118H59L60 120H61V119L64 120V119L68 116V114H67L68 111H67V113H65V112H63V111H66L65 109H67V108H66V107H67V104H69L70 102L72 103V101H74V98H72V97L75 96L74 94H79V93H77V91H78L79 89H80L79 92H81V91L83 90V88H85V90H87V89H86V86L88 87V86L91 85L92 82H93L91 79H89V80H88V81L90 82V84H89V82L83 78V83H84V81H85L86 84H84L85 86H80V85H79L80 82H78V81L75 82L76 84L73 83L74 81L71 82V84H68ZM96 81H95V83L93 82V86L91 85V86H89V87H91V88H92V87H95L94 85H97V84H96ZM100 81H101V80H100ZM100 81H99V82H100ZM104 81H105V79H104ZM116 81H117V80H116ZM122 81H123V80H122ZM181 81H182V80H181ZM192 81H193V80H192ZM192 81H191V82H192ZM4 82H5V80H4ZM8 82H9V81H8ZM51 82H52V81H51ZM55 82L57 83V81H55ZM60 82H61V81H60ZM101 82H102V81H101ZM101 82H100V83H101ZM105 82H106V81H105ZM131 82H132V81H131ZM137 82H138V79H137ZM161 82H162V81H161ZM165 82H166V81H165ZM168 82H169V81H168ZM178 82H179V81H178ZM185 82H186V81H185ZM193 82H194V81H193ZM193 82H192V83H193ZM196 82L198 83L199 81H196ZM216 82H217V80H216ZM13 83H14V82H13ZM30 83H31V81H30ZM41 83H42V82H41ZM44 83H45V82H44ZM44 83H43V84H44ZM53 83H54V81H53ZM53 83H52V85H53ZM77 83H78V85H77ZM83 83H82L81 85H83ZM87 83H88V84H87ZM97 83H98V81H97ZM114 83H115V82H114ZM114 83H113V84H114ZM134 83H135V81H134ZM145 83H146V82H145ZM145 83H144V85H145ZM172 83H174V82H172ZM182 83H184V82H182ZM197 83H196V85H197ZM217 83H219V81H218ZM217 83H216V85H217ZM0 84H1V82H0ZM6 84H8V83H6ZM26 84H27V82H26ZM38 84H39V82H38ZM61 84H62V83H61ZM101 84H103V82H102ZM105 84H106V83H105ZM122 84L125 85V83H122ZM148 84H149V83H148ZM176 84H177V83H176ZM199 84H200V83H199ZM201 84H202V83H201ZM11 85H12V83H11ZM22 85H23V84H22ZM22 85H21V86H22ZM30 85H31V84H30ZM32 85H34V84H32ZM40 85H41V84H40ZM49 85H50V84H49ZM142 85H143V83H142ZM183 85H184V84H183ZM191 85H192V84H191ZM14 86H16V84H15ZM25 86H26V85H25ZM27 86H28V85H27ZM38 86H39V85H38ZM42 86H43V85H42ZM59 86L61 87L60 84H59ZM109 86H110V85H109ZM111 86H112V85H111ZM117 86H118V85H117ZM131 86H132V85H131ZM145 86H146V85H145ZM169 86H170V85H169ZM181 86H182V85H181ZM184 86H185V85H184ZM200 86H201V85H200ZM43 87H44V86H43ZM55 87H56V85H55ZM81 87H82V89H81ZM96 87H97V86H96ZM102 87H103V86H102ZM105 87H106V86H105ZM129 87H130V85H129ZM137 87H138V86H137ZM142 87H143V86H142ZM174 87H175V86H174ZM179 87H180V86H179ZM179 87H178V88H179ZM195 87H196V86H195ZM195 87H193V89H194ZM221 87L223 88V86H221ZM22 88H23V87H22ZM29 88H30V87H29ZM41 88H42V87H41ZM44 88H45V87H44ZM108 88H109V87H108ZM134 88H135V87H134ZM180 88H181V87H180ZM188 88H189V87H188ZM191 88H192V86H191ZM191 88H190V89H191ZM196 88L198 89V86H197ZM201 88H202V87H201ZM217 88H218V87H217ZM35 89H36V88H35ZM56 89H57V88H56ZM67 89H66V90H67ZM93 89L95 90L96 88H93ZM117 89H118V88H117ZM122 89H123V88H122ZM124 89H125V88H124ZM126 89H127V88H126ZM140 89H141V88H140ZM160 89H161V88H160ZM190 89H187V90L190 91ZM193 89H192V90H193ZM197 89H196V90H197ZM85 90H83L82 93H84ZM88 90H90V89L88 88ZM88 90H87V91H88ZM91 90H92V89H91ZM112 90H113V88H112ZM147 90H148V88H147ZM171 90H173V89H171ZM176 90H177V89H176ZM176 90H175V91H176ZM199 90H202V89H199ZM223 90H224V88H223ZM69 91H68V92H69ZM87 91H86V93H87ZM92 91H93V90H92ZM98 91H100V88H99ZM131 91H132V90H131ZM166 91H167V90H166ZM183 91H184V90H183ZM215 91H216V90H215ZM225 91H226V90H225ZM90 92H91V91H90ZM90 92H89V93H90ZM93 92H94V91H93ZM124 92H125V91H124ZM155 92H156V91H155ZM169 92H170V91H169ZM186 92H188V91H186ZM191 92H192V91H191ZM195 92L197 93L198 90L195 91ZM195 92H194V93H195ZM199 92H200V91H199ZM199 92H198V93H199ZM202 92H203V91H202ZM222 92H223V91H222ZM66 93H67V92H66ZM82 93H81V95H83ZM107 93H108V92H107ZM163 93H164V92H163ZM174 93H175V92H174ZM223 93H224V92H223ZM58 94H59V93H58ZM67 94H68V93H67ZM71 94H72V95H71ZM94 94H95V93H93V95H94ZM96 94H97V93H96ZM98 94H99V93H98ZM128 94H129V93H128ZM128 94H127V95H128ZM137 94H138V93H137ZM137 94H135V95H137ZM149 94H150V93H149ZM213 94H214V93H213ZM63 95H65V94H63ZM73 95H74V96H73ZM79 95H80V94H79ZM79 95H78V96L76 95V96L81 98V95H80V96H79ZM84 95H85V97H86V94H84ZM106 95H107V94H106ZM112 95H113V94H112ZM116 95H119V94L116 93ZM172 95H173V93H172ZM182 95H183V94H182ZM186 95H188V93H186ZM193 95H196L195 98H197V95H198V94H193ZM193 95H192V96H193ZM201 95H202V94H201ZM89 96H90V95H88V98H89ZM91 96H92V95H91ZM94 96H95V95H94ZM96 96H97V98H99L98 95H96ZM146 96H147V95H146ZM174 96H175V94H174ZM189 96H190V95H189ZM198 96H199V95H198ZM209 96H210V95H209ZM107 97H108V96H107ZM129 97H130V95H129ZM129 97H128V98H129ZM182 97H183V96H182ZM206 97H207V96H206ZM51 98H52V97H51ZM71 98H72V99H71ZM75 98H76V97H75ZM83 98H84V97H83ZM115 98H116V97H115ZM134 98H135V97H134ZM184 98H185V97H184ZM192 98H194V97H192ZM198 98H199V97H198ZM52 99H53V98H52ZM56 99H57V98H56ZM92 99H93V97H92ZM107 99H108V98H107ZM111 99H112V98H111ZM116 99H117V98H116ZM120 99H121V98H120ZM120 99H119V100H120ZM178 99H180V94H179V98H178ZM215 99H216V98H215ZM46 100H47V99H46ZM62 100H63V99H62ZM82 100H83V99H82ZM84 100H85V98H84ZM87 100H88V99H87ZM87 100H86V102H87ZM89 100H90V99H89ZM98 100H99V99H98ZM100 100H101V99H100ZM105 100H106V99H105ZM127 100H128V99H127ZM151 100H152V99H151ZM164 100H165V99H164ZM180 100H182V99H180ZM189 100H191V97H190ZM194 100H195V99H194ZM203 100H204V99H203ZM216 100H217V99H216ZM239 100H240V99H239ZM63 101H64V100H63ZM76 101H77V100H75V102H76ZM103 101H104V100H103ZM129 101H130V100H129ZM134 101H135V100H134ZM148 101H149V100H148ZM165 101H166V100H165ZM192 101H193V99H192ZM207 101H208V100H207ZM44 102H45V101H44ZM49 102H50V101H49ZM77 102H78V101H77ZM80 102H81V100H80ZM93 102H94V101H93ZM96 102H97V101H96ZM98 102H99V101H98ZM100 102H101V101H100ZM105 102H106V101H105ZM109 102H110V101H109ZM126 102H127V101H126ZM136 102H137V101H136ZM136 102H135V104H136ZM150 102H151V101H150ZM162 102H163V101H162ZM171 102H172V101H171ZM171 102H170V103H171ZM182 102H183V101H182ZM197 102H199V100H198ZM231 102H233V101H231ZM239 102H240V101H239ZM89 103H91V101H90ZM115 103H116V101H115ZM119 103H120V102H119ZM129 103H130V102H129ZM138 103H139V102H138ZM156 103H157V101H156ZM166 103H169V102L167 101ZM173 103H174V102H173ZM173 103H172V105H173ZM180 103H181V101H180ZM180 103H179V104H180ZM184 103H185V102H184ZM193 103H194V102H193ZM200 103H201V102H200ZM200 103H199V104H200ZM202 103H203V102H202ZM233 103H234V102H233ZM237 103H238V102H237ZM63 104H62V105H63ZM72 104H74V102H73ZM72 104H71V105H68V106H72ZM75 104H76V103H75ZM78 104H79V103H78ZM81 104H82V103H81ZM83 104L85 105V103H83ZM87 104H88V103H86V105H87ZM92 104H95V103H92ZM98 104H99V103H98ZM113 104H114V102H113ZM117 104H118V102H117ZM120 104H121V103H120ZM120 104H119V105H120ZM146 104H147V103H146ZM158 104H159V103H158ZM185 104H186V103H185ZM203 104H204V103H203ZM62 105H61V106H62ZM79 105H80V104H79ZM79 105H78V106H79ZM88 105H89V104H88ZM96 105H97V104H96ZM96 105H95V106H96ZM106 105H107V104H106ZM106 105H105V106H106ZM147 105H148V104H147ZM162 105H163V104H162ZM181 105H182V103H181ZM200 105H201V104H200ZM205 105H206V104H205ZM205 105H204V106H205ZM209 105H210V104H209ZM225 105H226V103H225ZM59 106H60V105H59ZM75 106H76V105H75ZM91 106H93V105H91ZM102 106H103V105H102ZM105 106H104V107H105ZM108 106H109V105H108ZM111 106H112V105H111ZM111 106H110V108H111ZM168 106H169V105H168ZM182 106H183V105H182ZM112 107H114V106H112ZM135 107H136V106H135ZM145 107H150V106H145ZM154 107H155V106H154ZM165 107H167V106H165ZM172 107H173V106H172ZM178 107H179V106H178ZM186 107H187V106H186ZM193 107H194V106H193ZM208 107H209V106H208ZM58 108H60V107H58ZM80 108H81V107H80ZM85 108H86V106H85ZM89 108H90V107H89ZM101 108H102V107H101ZM105 108H106V107H105ZM117 108H118V107H117ZM119 108H121V107H119ZM130 108H131V107H130ZM138 108H139V107H137V109H138ZM180 108H181V107H180ZM201 108H202V107H201ZM204 108H206V106H205ZM75 109H76V108H75ZM83 109H84V108H83ZM87 109H88V107H87ZM91 109H93V108H91ZM95 109H96V108H95ZM114 109H116V108L114 107ZM155 109H156V108H155ZM168 109H169V108H168ZM178 109H179V108H177V110H178ZM184 109H185V108H184ZM199 109H200V108H199ZM56 110H57V109H56ZM59 110H61V109H59ZM68 110H69V109H68ZM73 110H74V108H73ZM88 110H89V109H88ZM88 110H87V113H89ZM100 110H101V109H100ZM100 110H99V111H100ZM119 110H120V109H118V111H119ZM124 110H125V109H124ZM132 110H133V109H132ZM147 110H148V108H147ZM163 110H165V109H163ZM175 110H176V108H175ZM192 110H193V108H192ZM197 110H198V108H197ZM204 110H205V109H204ZM227 110H228V109H227ZM79 111H80V109H79ZM83 111H84V110H83ZM90 111H91V110H90ZM92 111H93V110H92ZM97 111H98V109H97ZM106 111H108V109H107ZM106 111H105V112H106ZM122 111H123V110H122ZM133 111H134V110H133ZM169 111H170V110H169ZM186 111H187V110H186ZM186 111H185V112H186ZM199 111H200V110H199ZM48 112H49V111H48ZM53 112H54V110H53ZM76 112H78V111H76ZM95 112H96V110H95ZM105 112H104V114H106ZM114 112H116V111H114ZM140 112H141V111H140ZM146 112H147V111H146ZM153 112H154V111H153ZM185 112H184V113H185ZM79 113H80V112H79ZM85 113H86V112H85ZM96 113H97V112H96ZM98 113H100V112H98ZM107 113H108V112H107ZM150 113H151V111H150ZM150 113H148V115H149ZM155 113H156V112H155ZM159 113H160V112H159ZM168 113H169V112H168ZM191 113H192V112H191ZM205 113H206V112H205ZM72 114H73V112H72ZM91 114H92V113H91ZM113 114H114V113H113ZM123 114L125 115V113H123ZM179 114H180V113H179ZM187 114H188V112H187ZM187 114H186V115H187ZM202 114H203V113H202ZM89 115H90V114H89ZM96 115H98V114H96ZM96 115H95V116H96ZM101 115H102V113H101ZM114 115H116V114H114ZM117 115H118V114H117ZM128 115H129V114H128ZM189 115H190V114H188V116H189ZM60 116H61V118H60ZM75 116H76V115H75ZM75 116H74V117H75ZM78 116H79V115H78ZM104 116H105V115H104ZM107 116H108V115H107ZM111 116H112V115H111ZM119 116H121V114H120ZM166 116H168V115H166ZM184 116H185V115H184ZM190 116H191V115H190ZM55 117H56V116H55ZM69 117H70V116H69ZM84 117H85V116H84ZM84 117H83V118H84ZM89 117H90V116H89ZM108 117H109V116H108ZM108 117H105V118H108ZM51 118H52V117H51ZM79 118H80V117H78V120H79ZM93 118H94V117H93ZM93 118H92V119H93ZM95 118H96V117H95ZM121 118H122V116H121ZM127 118H128V116H127ZM139 118H140V117H139ZM150 118H152V117H150ZM166 118H167V117H165V119H166ZM179 118H180V117H179ZM187 118H188V117H187ZM192 118H194V116H193ZM207 118H208V119H206V120L209 121V117H207ZM59 119H58V120H59ZM68 119H69V118H68ZM75 119H76V118H75ZM80 119H81V118H80ZM112 119H113V118H112ZM130 119H131V118H130ZM143 119H144V118L142 117V120H143ZM153 119H154V118H153ZM171 119H172V117H171ZM202 119H203V118H202ZM53 120H54V119H53ZM56 120H57V119H56ZM78 120H77V121H78ZM81 120H82V119H81ZM87 120H88V119H87ZM94 120L96 121V119H94ZM102 120L104 121V119H102ZM108 120H109V119H108ZM117 120H118V119H117ZM140 120H141V119H140ZM187 120H188V119H187ZM196 120H197V118H196ZM196 120H194V121H196ZM198 120H199V119H198ZM198 120H197V121H198ZM72 121H73V120H72ZM83 121H84V120H83ZM99 121H101V120H99ZM113 121H114V120H113ZM157 121H158V120H157ZM181 121H182V119H181ZM188 121H190V120H188ZM208 121H207V122H208ZM51 122H52V120H51ZM88 122H89V121H88ZM92 122H93V121H92ZM110 122H111V121H110ZM124 122H125V120H124ZM186 122H187V121H186ZM198 122H199V121H198ZM49 123H50V122H49ZM56 123H57V122H56ZM58 123H59V122H58ZM74 123H75V122H74ZM79 123H80V120H79ZM102 123H103V122H102ZM122 123H123V121H122ZM128 123H129V122H128ZM145 123H146V122H145ZM67 124H68V123H67ZM70 124H71V123H70ZM82 124H83V123H82ZM95 124H96V123H95ZM112 124H113V122H112ZM126 124H127V123H126ZM129 124H130V123H129ZM139 124H140V123H139ZM203 124H204V123H203ZM52 125H53V123H52ZM64 125H65V124H64ZM87 125H88V124H87ZM89 125L91 126V124H89ZM96 125H97V124H96ZM107 125H108V124H107ZM116 125H117V124H116ZM116 125L113 124V126H116ZM209 125H210V124H209ZM69 126H71V125H69ZM85 126H86V125H85ZM90 126H88V128H92V126H91V127H90ZM110 126H111V125H110ZM183 126H184V125H183ZM188 126H189V124H188ZM191 126H192V125H191ZM54 127H55V126H54ZM59 127H60V126H59ZM74 127H75V126H74ZM96 127H97V126H96ZM100 127H101V126H100ZM100 127L98 126V129H99ZM116 127H117V126H116ZM143 127H144V126H143ZM147 127H148V126H147ZM185 127H186V126H185ZM46 128H47V127H46ZM60 128H62V127H60ZM64 128H65V127H64ZM75 128H76V127H75ZM195 128H196V127H195ZM210 128H211V127H210ZM50 129H51V128H50ZM70 129H71V128H70ZM72 129H73V128H72ZM109 129H110V128H109ZM111 129H112V128H111ZM145 129H146V127H145ZM181 129H182V128H181ZM193 129H194V128H193ZM53 130H54V129H53ZM66 130H67V128H66ZM79 130H80V128H79ZM84 130H85V129H84ZM114 130H115V129H114ZM142 130L144 131V129H142ZM196 130H197V129H196ZM199 130H201V129H199ZM45 131H47V130H45ZM57 131H58V130H57ZM71 131H72V130H71ZM101 131H102V130H101ZM184 131H185V130H184ZM193 131H194V130H193ZM193 131H192V132H193ZM197 131H198V130H197ZM197 131H196V132H197ZM50 132H51V131H50ZM53 132H54V131H53ZM53 132H52V133H53ZM66 132H67V131H66ZM68 132H70V131H68ZM75 132H77V131H75ZM78 132H79V131H78ZM84 132H85V131H84ZM96 132H97V131H96ZM110 132H111V130H110ZM129 132H130V130H129ZM153 132H154V131H153ZM180 132H181V131H180ZM61 133H62V132H61ZM61 133H59V134H56V133H55V134L58 135V136H59V135L62 136ZM71 133H72V132H71ZM121 133H122V132H121ZM121 133H120V134H121ZM184 133H185V132H184ZM199 133H201V132H199ZM203 133H205V132H202V134H203ZM93 134H94V133H93ZM124 134H125V133H124ZM146 134H147V133H146ZM193 134H194V133H193ZM208 134H209V133H208ZM51 135H52V134H51ZM51 135H49V136H51ZM73 135H74V134H73ZM75 135H76V133H75ZM84 135H85V134H84ZM89 135H90V134H89ZM91 135H92V134H91ZM129 135H130V134H129ZM144 135H145V134H144ZM197 135H198V134H197ZM200 135H201V134H200ZM204 135H205V134H204ZM47 136H48V135H47ZM60 136H59V137H60ZM64 136H65V135H64ZM68 136H69V134H68ZM124 136H125V135H124ZM147 136H148V135H147ZM194 136H195V135H194ZM59 137H57V138L59 139ZM78 137H79V136H78ZM82 137H84V136H82ZM127 137H128V136H127ZM148 137H149V136H148ZM200 137H201V136H200ZM54 138H55V137H54ZM69 138H71V136H70ZM75 138L77 139V137H75ZM115 138H116V137H115ZM128 138H129V137H128ZM197 138H199V136H198ZM65 139H66L65 141L68 140L67 137H65ZM84 139H85V138H84ZM111 139H113V137H112ZM188 139H189V138H188ZM192 139H193V138H192ZM199 139H200V138H199ZM202 139H203V138H202ZM209 139H210V138H209ZM150 140H151V139H150ZM155 140H156V139H155ZM184 140H185V139H184ZM196 140H197V139H196ZM200 140H201V139H200ZM62 141H63V140H62ZM65 141H63V142H64V143H63V146H62V143H61V145H60V146H62V149H63V150H62L63 152L60 151L63 157H61V158H59L58 160L55 161V162H57L56 166H57V165L59 166V167H57V168H61V167H63V166H68V167H71V168H73V167H75V166H78V165H79V166H83L84 163H85V160H86V158H87V156H88L87 154L89 153V152H88V151H89V148H86V146H84L85 150H86V149H87V150L85 151V150H82V148H81V151H79L80 148L77 147L78 151L74 148V150H76V152H77V153H74L73 147L76 146V145H74V143H75L74 140H73V141L71 140V142L69 143V145H68V143H65ZM78 141H79V140H78ZM116 141H118V140H116ZM146 141H147V140H146ZM189 141H190V139H189ZM189 141H188V142H189ZM192 141H193V140H192ZM206 141H207V140H206ZM59 142H60V141H59ZM73 142H74V143H73ZM76 142H77V141H76ZM81 142H82V140H81ZM89 142H90V141H89ZM91 142H92V141H91ZM202 142H203V141H202ZM208 142H209V140H208ZM72 143H73V144H72ZM85 143H86V142H85ZM85 143H83V145H84ZM148 143H149V142H148ZM192 143H194V142H192ZM58 144H60V143H58ZM58 144H57V145H58ZM75 144H76V143H75ZM78 144H79V142H78ZM87 144H88V142H87ZM151 144H152V143H151ZM166 144H167V143H166ZM166 144H165V145H166ZM204 144H207V143L205 142V143H203V145H204ZM73 145H74V146H73ZM89 145H90V144H89ZM172 145H174V144H172ZM197 145H198V144H197ZM31 146H32V145H30V148L32 149ZM33 146H34V145H33ZM77 146H78V145H77ZM204 146H205V145H204ZM204 146H203V147H204ZM38 147H39V146H38ZM46 147H47V145H46ZM56 147H57V146H56ZM82 147H83V146H82ZM87 147H88V146H87ZM89 147H90V146H89ZM175 147H176V145H175ZM36 148H37V147H36ZM84 148H83V149H84ZM147 148H148V147H147ZM27 149H28V148H27ZM38 149H41V148L39 147ZM57 149H58V148H57ZM133 149H134V148H133ZM177 149H178V148H177ZM192 149H193V148H192ZM192 149H190V150H192ZM35 150H36V149H35ZM71 150H73V151H71ZM91 150H92V149H91ZM143 150H144V149H143ZM190 150H189V151H190ZM193 150H194V149H193ZM32 151H33V150H32ZM37 151H38V150H37ZM37 151H36V152H37ZM49 151H50V150H49ZM92 151H93V150H92ZM181 151H182V150H181ZM28 152H30V150H29ZM33 152H34V151H33ZM38 152H39V151H38ZM38 152H37V153H38ZM93 152H94V151H93ZM113 152H114V150H113ZM131 152H132V151H131ZM156 152H157V151H156ZM192 152H193V151H192ZM197 152H198V151H197ZM37 153H36V154H37ZM53 153H54V152H53ZM78 153H79V154H78ZM90 153H92V152L90 151ZM94 153H95V152H94ZM94 153H93V154H94ZM182 153H183V152H182ZM198 153H199V152H198ZM61 154L59 153V155H61ZM147 154H148V152H147ZM157 154H158V153H157ZM164 154H165V153H164ZM195 154H196V153H195ZM47 155H48V154H47ZM51 155H52V154H51ZM55 155H57V154H55ZM59 155H58V156H59ZM89 155H90V154H89ZM142 155H144V154H142ZM165 155H166V157H167L168 154H165ZM173 155H174V153H173ZM184 155H185V154H184ZM58 156H57V157H58ZM170 156H172V155H170ZM193 156H194V155H193ZM53 157H55V156L53 155ZM59 157H60V156H59ZM152 157H153V156H152ZM159 157H161V155H159ZM166 157H163V158L165 159ZM174 157H175V156H174ZM51 158H52V157H51ZM55 158H56V157H55ZM98 158H100V157H98ZM153 158H154V157H153ZM163 158H162V159H163ZM171 158H172V157H171ZM195 158H196V160H197V157H195ZM198 158H199V157H198ZM214 158H215V157H214ZM214 158H213V159H214ZM136 159H137V158H136ZM157 159H159V158H157ZM160 159H161V158H160ZM164 159H163V160H164ZM174 159H175V158H174ZM215 159H216V158H215ZM97 160H98V159H97ZM134 160H135V159H134ZM152 160H153V159H152ZM167 160H168V159H167ZM178 160H179V159H178ZM181 160H182V159H181ZM184 160H185V159H184ZM98 161H99V160H98ZM165 161H166V160H165ZM185 161H186V160H185ZM190 162H192V160H191ZM194 162H196V161H194ZM209 162H210V161H209ZM50 163H51V161H50ZM151 163H152V162H151ZM185 163H186V162H185ZM199 163H200V162H199ZM216 163H217V162H216ZM153 164H154V163H153ZM178 164H179V163H178ZM183 164H184V163H183ZM192 164H193V163H192ZM206 164H207V163H206ZM52 165H53V163H52ZM173 165H175V163H174ZM179 165H180V164H179ZM197 165H198V164H197ZM207 165H208V164H207ZM53 166H55V165H53ZM56 166H55V167H56ZM195 166H196V165H195ZM162 167H163V166H162ZM172 167H173V166H172ZM210 167H211V166H210ZM57 168H56V169H57ZM173 168H174V167H173ZM183 168H184V167H183ZM185 168H186V167H185ZM208 168H209V167H208ZM160 169H161V168H160ZM160 169H159V170H160ZM177 169H178V168H177ZM177 169H176V170H177ZM210 169H211V168H210ZM154 170H155V169H154ZM168 170H169V169H168ZM168 170H167V171H168ZM180 170H182V169L180 168ZM183 170H184V169H183ZM211 170H212V169H211ZM156 172H157V171H156ZM161 172L163 173V171H161ZM161 172H160V173H161ZM198 172H199V171H198ZM190 173H191V171H190ZM193 173H194V171H193ZM196 174H197V173H196ZM221 174H222V173H221ZM223 174H224V173H223ZM122 175H124V174H122ZM144 175H145V174H144ZM147 175H148V174H147ZM157 175H160V174L157 173ZM188 175H189V174H188ZM190 175H191V174H190ZM199 175H200V173L198 174V176H199ZM200 176H201V175H200ZM224 176H225V175H224ZM237 176H238V175H236V178H237ZM119 177H120V176H119ZM119 177H118V178H119ZM121 177H122V176H121ZM124 177H125V176H124ZM124 177H122V178H124ZM130 177H132V176H130ZM145 177H146V176H145ZM188 177H189V176H188ZM233 177H234V176H233ZM127 178H128V177H127ZM184 178H185V177H184ZM193 178H194V177H193ZM202 178H203V177H202ZM236 178H235V179H236ZM143 179H144V178H143ZM194 179H195V178H194ZM120 180H121V179H120ZM123 180L126 181V179H123ZM170 180H172V179H170ZM179 180H180V179H179ZM200 181H201V180H200ZM114 182H115V181H114ZM116 182H117V180H116ZM119 182H120V181H119ZM135 182H136V181H135ZM164 182H166V181H164ZM169 182H171V181H169ZM185 182H186V181H185ZM192 182H193V181H192ZM195 182H196V181H195ZM120 183H122V182H120ZM124 183H125V182H124ZM141 183H142V182H141ZM146 183H147V182H146ZM175 183H176V182H175ZM221 183H222V182H221ZM133 184H134V183H133ZM142 184H143V183H142ZM147 184H148V183H147ZM154 184H155V183H154ZM168 184H169V183H168ZM168 184H167V185H168ZM176 184H177V183H176ZM184 184H185V183H184ZM121 185H122V184H121ZM121 185H118V186H121ZM130 185H132V184H130ZM144 185H145V184H144ZM156 185H157V184H156ZM221 185H223V184H221ZM116 186H117V185H116ZM141 186H142V185H141ZM154 186H155V185H154ZM169 186H170V184H169ZM172 186H173V185H172ZM172 186H171V188H172ZM90 187H91V186H90ZM121 187H122V186H121ZM148 187H149V186H148ZM161 187H162V186H161ZM161 187H160V188H161ZM163 187H164V186H163ZM196 187H197V186H196ZM198 187H199V186H198ZM223 187H225V186H223ZM127 188H129V187L124 188V190H126ZM132 188H133V185H132ZM144 188H145V186H144ZM149 188H150V187H149ZM165 188H167V187H165ZM165 188H164V191H166ZM183 188H184V187H183ZM183 188H182V189H183ZM186 188H187V187H186ZM87 189H88V187H87ZM92 189H93V188H92ZM116 189H117V187H116ZM162 189H163V188H162ZM198 189H199V188H198ZM89 190H90V189H89ZM118 190H119V189H118ZM122 190H123V189H122ZM147 190H148V189H147ZM95 191H96V190H95ZM145 191H146V190H145ZM174 191H176V188H175ZM191 191H192V190H191ZM229 191H231V190H229ZM85 192H86V190H85ZM118 192H120V191H118ZM125 192H126V191H125ZM143 192H144V191H143ZM143 192H142V193H143ZM153 192H154V191H153ZM155 192H156V191H155ZM159 192H160V191H159ZM91 193H94L93 190H92V191L90 190V194H91ZM96 193H97V191H96ZM121 193H123V192H121ZM142 193H141V197H142ZM149 193H150V192H149ZM163 193H164V192H163ZM176 193H177V192H176ZM178 193L180 194V192H178ZM227 193H228V192H227ZM151 194H152V193H151ZM151 194H150V195H151ZM156 194H157V192H156ZM199 194H201V193H199ZM124 195H125V194H124ZM146 195L148 196V193H146ZM228 195H229V194H228ZM84 196H85V194H84ZM143 196H145V195H143ZM174 196H175V195H174ZM190 196H191V195H190ZM125 197H126V196H125ZM161 197H162V196H161ZM176 197H177V196H176ZM185 197H186V196H185ZM188 197H189V196H188ZM229 197H230V196H229ZM83 198H84V197H83ZM148 198H149V197H148ZM157 198H158V197H157ZM195 198H196V197H195ZM233 198H234V197H233ZM85 199H87V198H85ZM158 199H159V198H158ZM187 199H188V198H187ZM197 199H198V198H197ZM93 200H94V199H93ZM152 200H153V199H152ZM161 200H162V199H161ZM167 200H169V199H167ZM167 200H165V201H167ZM175 200H176V199H175ZM175 200H174V203H175ZM182 200H183V199H182ZM191 200H192V199H191ZM193 200H194V199H193ZM198 200H199V199H198ZM91 201H92V200H91ZM149 201H150V200H149ZM149 201H148V202H149ZM158 201H160V200H158ZM196 201H197V200H196ZM196 201H195V202H196ZM176 202H177V201H176ZM122 203H123V202H122ZM141 203H145V202H144L143 200H141ZM156 203H157V202H156ZM166 203H167V202H166ZM148 204H149V203H148ZM150 204H151V203H150ZM159 204H160V203H159ZM162 204H163V201H162ZM140 205H141V204H140ZM142 205H143V204H142ZM145 205H146V204H145ZM174 205H175V204H174ZM178 205H179V204H178ZM196 205H197V204H196ZM120 206H121V204H120ZM148 206H149V205H148ZM161 206H163V205H161ZM96 207H97V206H96ZM113 207H114V205H113ZM136 207H137V206H136ZM146 207H147V205H146ZM154 207H155V206H154ZM164 207H165V206H164ZM168 207H169V206H168ZM178 207H179V206H178ZM185 207L188 208L189 206L187 207V205H186ZM191 207H192V206H191ZM196 207H197V206H196ZM119 208H120V207H118V209H119ZM130 208H131V207H130ZM133 208H134V207H133ZM133 208H132V209H133ZM176 208H177V207H176ZM199 208H200V207H199ZM95 209H96V208H94V206H93V208L90 207V208L88 209V211H87V209H86V211H84V212H86L85 214H89L91 211H92V212L95 211ZM112 209H114V208H112ZM115 209H117V207H116ZM126 209H127V208H126ZM128 209H129V208H128ZM136 209H137V208H136ZM139 209H140V208H139ZM142 209H143V207H142ZM157 209H158V208H157ZM162 209H163V208H162ZM174 209H175V207H174ZM179 209H180V208H179ZM120 210H123V209L121 208ZM149 210H150V209H148V211H149ZM188 210H189V209H188ZM196 210H197V209H196ZM200 210H201V209H200ZM117 211H118V210H116V212H117ZM132 211H133V210H132ZM141 211H142V210H141ZM141 211H140V213H141ZM145 211H147V209H146ZM151 211H152V210H151ZM168 211H171V210L169 209ZM168 211H167V212H168ZM112 212H113V211H112ZM119 212H120V211H119ZM123 212H124V211H123ZM153 212H154V211H153ZM180 212H181V210H180ZM125 213H126V212H125ZM143 213H144V212H143ZM176 213H177V212H176ZM112 214L115 215L114 213H112ZM119 214H120V213H119ZM127 214H128V213H127ZM130 214H131V213H130ZM130 214H129V215H130ZM141 214H142V213H141ZM146 214H147V212H146ZM150 214H151V212H150ZM152 214H153V213H152ZM154 214H155V213H154ZM157 214H159V213H157ZM163 214H166V213H163ZM170 214H171V213H170ZM197 214H198V213H197ZM92 215H93V213H92ZM133 215H134V214H133ZM136 215H137V214H136ZM160 215H161V213H160ZM166 215H167V214H166ZM174 215H175V214H174ZM177 215H178V214H177ZM180 215H181V214H180ZM90 216H91V214H90ZM90 216H89V217H90ZM118 216H121V215H118ZM130 216H131V215H130ZM142 216H143V214H142ZM144 216H145V213H144ZM151 216H154V215H150L149 217L151 218ZM157 216H158V215H157ZM164 216H165V215H164ZM175 216H176V215H175ZM187 216H188V215H187ZM192 216H193V215H192ZM91 217L94 218V216H91ZM110 217H111V216H110ZM125 217H126V216H125ZM138 217H139V216H138ZM138 217H137V218H138ZM155 217H156V216H155ZM176 217H177V216H176ZM180 217H181V216H180ZM190 217H191V216H190ZM193 217H195V216H193ZM193 217H192V218H193ZM87 218H88V216H87ZM92 218H90V219H92ZM115 218L118 219L116 216H115ZM123 218H124V217H123ZM126 218H127V217H126ZM126 218H125V219H126ZM130 218H132V217H130ZM139 218H140V217H139ZM141 218H142V217H141ZM145 218H147V216H145ZM172 218H173V217H172ZM192 218H191V220H192ZM90 219L88 218L87 220H90ZM120 219H121V217H120ZM143 219H144V217H143ZM143 219H142V220H143ZM147 219H148V218H147ZM147 219H146V221L149 220V219H148V220H147ZM178 219H179V218H178ZM99 220H100V219H99ZM99 220H98V219L96 220V224H95L96 226L94 225L95 220H94V222H93V220H91V221H92V224L94 225V226H93V230H94V231H96V230L98 231V228H99V232H96V233H98V234L101 232V231H100V226H98V228H96V227H97L98 224H99V225H102V224H100L101 222L103 223V221L100 222ZM111 220H112V219H111ZM126 220H127V219H126ZM173 220H174V219H173ZM173 220H172V222H173ZM180 220H181V219H180ZM193 220H194V219H193ZM193 220H192V221H193ZM203 220H204V219H203ZM91 221H90V222H91ZM107 221H108V219H107ZM115 221H116V220H115ZM115 221H114V223H115ZM119 221H120V220H119ZM123 221H124V219H123ZM130 221H131V220H130ZM138 221H139V220H138ZM144 221H145V219H144ZM144 221H143V223H144ZM146 221H145V224H144V225H146V227H147V224L150 223L151 220H150L148 223H146ZM155 221H156V220H155ZM158 221H159V219H158ZM174 221H175V220H174ZM176 221H177V220H176ZM183 221H184V220H183ZM105 222H106V221H105ZM105 222H104V224H105ZM153 222H154V221H153ZM177 222H178V221H177ZM203 222H204V221H203ZM116 223H117V221H116ZM122 223H123V222H122ZM127 223H128V222H127ZM156 223H157V222H156ZM170 223H171V222H170ZM181 223H182V222H181ZM183 223H184V222H183ZM111 224H112V222H111ZM124 224H125V223H124ZM139 224H140V223H139ZM189 224H190V223H189ZM194 224H195V223H194ZM201 224H202V223H201ZM105 225H106V224H105ZM149 225H150V224H149ZM158 225H159V224H158ZM191 225H192V224H191ZM196 225H197V223H196ZM199 225H200V224H199ZM114 226H115V225H114ZM119 226H120V225H119ZM125 226H127V225H125ZM125 226H124V227H125ZM154 226H155V224H154ZM175 226H176V225H175ZM179 226H180V225H179ZM203 226H204V224H203ZM101 227H102V226H101ZM106 227H107V226H106ZM117 227H118V226H117ZM128 227H129V226H128ZM133 227H134V226H133ZM156 227H157V226H156ZM158 227H159V228H162V226H161V227L158 226ZM164 227H166V226L164 225ZM190 227H191V226H190ZM104 228H105V227H104ZM119 228H120V227H119ZM167 228H168V227H167ZM174 228H175V227H174ZM176 228H177V227H176ZM187 228H189V227H187ZM194 228H195V227H194ZM194 228H193V230H194ZM197 228H198V227H197ZM206 228H207V227H206ZM209 228H210V227H209ZM91 229H92V228H91ZM102 229H103V228H102ZM180 229H181V228H180ZM228 229H229V228H228ZM103 230H105V229H103ZM110 230H112V229H110ZM113 230H114V228H113ZM116 230H117V229H116ZM129 230L131 231V228H130ZM132 230H133V229H132ZM149 230H150V229H149ZM152 230H153V229H152ZM162 230H164V229H162ZM168 230H169V229H168ZM89 231H90V230H89ZM108 231H109V230H107V232H108ZM122 231H123V230H122ZM155 231H156V230H155ZM164 231H165V230H164ZM187 231H188V230H187ZM195 231H196V230H195ZM204 231H205V230H204ZM91 232H92V231H91ZM123 232H124V231H123ZM137 232H138V231H137ZM151 232H152V231H151ZM156 232H157V231H156ZM160 232H161V231H160ZM162 232H163V231H162ZM165 232H167V231H165ZM207 232H208V231H207ZM102 233H103V232H102ZM129 233H131V232H129ZM133 233H135V232H133ZM152 233H153V232H152ZM188 233H189V232H188ZM188 233H187V234H188ZM117 234H118V232H117ZM126 234H127V233H126ZM131 234H132V233H131ZM153 234H154V233H153ZM88 235H90V234H88ZM94 235H95V234H94ZM96 235H97V234H96ZM105 235H106V233H105ZM113 235L115 236L114 231H113ZM206 235H207V234H206ZM130 236H131V235H130ZM184 236H185V235H184ZM92 237H93V236H92ZM92 237H91V240H93V241H92L93 243L90 242L89 245L92 244L93 247H94V250H93V251H90V252H93V253H95V254L101 256V255H102V252H101V251H102V249H103V245H102V243H100V242H101V241H100V240H101V237H100V239H99L100 242H99V241L96 242V241H97L96 238H99L98 235H97L96 238L94 237L95 239H94V238L92 239ZM105 237H106V236H105ZM105 237H102V241H103V242L105 241V239H104ZM107 237H109V236H107ZM208 237H209V236H208ZM85 238H86V237H85ZM110 238H112V237H110ZM205 238H207V236H206ZM103 239H104V240H103ZM107 239H108V238H107ZM107 239H106V240H107ZM89 240H90V239H89ZM95 240H96V241H95ZM157 240H158V239H157ZM185 240H186V239H185ZM247 240H248V239H247ZM87 241H88V239H87ZM158 241H159V240H158ZM245 241H246V240H245ZM245 241H244V243H245ZM208 242H209V241H208ZM210 242H211V241H210ZM210 242H209V243H210ZM96 243H100V244H96ZM108 243H109V240H108ZM158 243H159V242H158ZM239 243H240V242H239ZM103 244H104V243H103ZM92 245H91V246H92ZM104 245H105V244H104ZM167 245H168V244H167ZM172 245H173V244H172ZM245 245H246V244H245ZM165 246H166V245H165ZM170 246H171V245H170ZM246 247H247V246H246ZM162 248H163V247H162ZM177 248H178V247H177ZM182 249H183V248H182ZM183 250H184V249H183ZM189 250H190V249H189ZM209 250H210V249H209ZM212 250H213V248H212ZM174 251H175V250H174ZM185 251H186V250H185ZM199 251H200V250H199ZM164 252H165V251H164ZM180 252H181V251H180ZM200 252H201V251H200ZM205 252H206V251H205ZM159 253H160V252H159ZM165 253H166V252H165ZM190 253H191V252H190ZM198 253H199V252H198ZM168 254H169V253H168ZM168 254H167V255H168ZM171 254H172V253H171ZM181 254H182V252H181ZM183 254H185V253H183ZM208 254H209V253H208ZM208 254H207V255H208ZM173 255H174V254H173ZM176 255H177V254H176ZM192 255H193V254H191V256H192ZM195 255H196V253H195ZM195 255H194V256H195ZM205 255H206V254H205ZM205 255H204V256H205ZM207 255H206V256H207ZM210 255H211V254H210ZM169 256H170V255H169ZM169 256H168V257H169ZM186 256H187V255H186ZM197 256H198V255H197ZM164 257H165V256H164ZM182 257H183V256H181V258H182ZM198 257H199V256H198ZM211 257H212V256H211ZM211 257H210V258H211ZM159 258H160V257H159ZM166 259L168 260V258H166ZM199 259H200V257H199ZM181 260H183V259H181ZM189 260H190V259H189ZM193 260H195V259L193 258ZM201 260H202V259H201ZM207 260H208V259H207ZM209 260H211V259H209ZM255 260H256V259H255ZM155 262H156V261H155ZM160 262H161V261H160ZM199 263H200V262H199ZM205 263H206V261H205ZM208 263H210V261H209ZM202 264H203V263H202Z\"/></svg>",
    "mask_w": 264,
    "mask_h": 264
}]
</instances>
